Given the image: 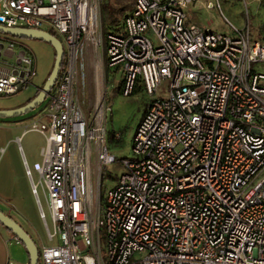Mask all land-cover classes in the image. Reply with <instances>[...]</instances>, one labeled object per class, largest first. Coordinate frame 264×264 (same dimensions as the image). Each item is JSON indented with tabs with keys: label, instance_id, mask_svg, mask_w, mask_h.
Returning a JSON list of instances; mask_svg holds the SVG:
<instances>
[{
	"label": "built area",
	"instance_id": "obj_1",
	"mask_svg": "<svg viewBox=\"0 0 264 264\" xmlns=\"http://www.w3.org/2000/svg\"><path fill=\"white\" fill-rule=\"evenodd\" d=\"M193 1L135 0L106 35L121 93L150 97L132 156L102 194L105 167L117 161L107 108L89 122L77 95L86 41L103 42L101 0H0V25L47 30L65 50L30 122L46 136L42 159H24L51 242L39 246V264H264V35L191 23ZM35 75L17 36L0 35V96Z\"/></svg>",
	"mask_w": 264,
	"mask_h": 264
},
{
	"label": "rangeland",
	"instance_id": "obj_2",
	"mask_svg": "<svg viewBox=\"0 0 264 264\" xmlns=\"http://www.w3.org/2000/svg\"><path fill=\"white\" fill-rule=\"evenodd\" d=\"M135 0H101L100 2V22L103 32V42L100 45L91 41H86L84 53L80 56V62L84 64L83 72L79 77L77 95L81 106L86 115L87 121L91 122L98 108L106 106V128L107 146L116 157L115 163L108 164L106 174L103 178L104 185L101 188L102 194H106L108 189L115 183V177L123 170L122 161L132 156L133 137L138 124L143 116L145 106L150 97L144 91L137 90L130 96H124L120 91V81L122 73L120 71H110L105 53L106 35L109 25H113V17L118 22L132 9ZM191 23L205 25L213 30L232 31L229 21L239 29L246 25L254 38L263 39L264 35V0H194L188 8ZM113 16V17H112ZM6 39H11L12 35L0 32ZM20 42L25 44L34 55V67L36 75L32 83L18 94L10 96H0V109L15 108L27 102L34 96L37 88L42 86L49 77L55 62L56 56L54 47L47 41L37 38L17 37ZM13 61V58L7 60ZM6 62V61H5ZM84 73V75H83ZM105 78V81L104 79ZM168 86L164 85L161 89L166 91ZM36 109L19 116L0 118L4 121L12 122L16 118L24 116L25 130L28 131L24 136V144L31 156H38L41 161V150L46 144V136L40 131L31 130L30 120ZM99 171L97 168V158L93 156V175L92 188L93 197L97 199L99 193ZM28 178V177H27ZM38 180V175L35 173ZM29 182V179H28ZM26 188L30 189V194H25ZM19 190L24 196H29L28 204H33L38 210L36 199L31 191V185L27 186L24 180H20ZM41 198L47 217L50 214L46 206V197L41 190ZM96 203V201H95ZM8 209L15 217L22 218L33 228L38 246L43 243H51L44 221L38 216L33 217L29 210L17 208L9 200H6ZM52 228V227H51ZM26 261L29 260L27 254Z\"/></svg>",
	"mask_w": 264,
	"mask_h": 264
},
{
	"label": "crops",
	"instance_id": "obj_3",
	"mask_svg": "<svg viewBox=\"0 0 264 264\" xmlns=\"http://www.w3.org/2000/svg\"><path fill=\"white\" fill-rule=\"evenodd\" d=\"M23 45L34 58L33 52L25 44ZM54 55L56 56V53ZM42 86L38 87L35 95L29 99L35 97ZM30 117L33 119L34 113ZM24 119V116L16 118L12 122L0 119V208L9 212L8 205L6 204V200H9L17 208L29 210L35 218L38 216V210L34 206V203L28 204L29 196H24V193L19 190L20 180H24L27 186L30 182H28L29 178H27L25 173L24 159L30 165L38 162L39 159L38 156H31L27 150V145L24 144V136L28 132L24 131L25 124H27ZM29 190V188H26L25 194L29 195ZM15 218L36 240L33 228L28 222L21 217L18 218L16 216ZM27 254L28 251L24 244L9 229L0 224V264H29L30 257L27 261L25 258Z\"/></svg>",
	"mask_w": 264,
	"mask_h": 264
},
{
	"label": "water",
	"instance_id": "obj_4",
	"mask_svg": "<svg viewBox=\"0 0 264 264\" xmlns=\"http://www.w3.org/2000/svg\"><path fill=\"white\" fill-rule=\"evenodd\" d=\"M0 31L11 34L17 37H28V38H37L49 42L55 49L56 58L54 62L53 69L47 78L44 85L40 88L38 94L33 97L30 101L25 104L8 109H0V118L1 117H14L19 115H24L38 106H40L46 96L49 94L51 89H53L55 83L58 80L59 72L61 70L63 61H64V46L62 41L58 36L49 32L47 30H42L38 28H27V27H6L0 25ZM2 47V45H1ZM0 224L5 226L7 229L12 231L15 236L24 244L26 247L29 257V264H39L40 260V251L39 246L33 236L19 223L14 217L7 214L0 208Z\"/></svg>",
	"mask_w": 264,
	"mask_h": 264
},
{
	"label": "trees",
	"instance_id": "obj_5",
	"mask_svg": "<svg viewBox=\"0 0 264 264\" xmlns=\"http://www.w3.org/2000/svg\"><path fill=\"white\" fill-rule=\"evenodd\" d=\"M113 17V16H112ZM122 21V19L118 22V19L116 18V17H113V19L111 20V23H113V25H109V30H108V32L110 31V29H113V28H115L117 25H119L120 24V22ZM140 91H142V90H140ZM32 99V98H31ZM31 99H29L28 101H30ZM4 211V210H3ZM4 212H6V211H4ZM7 214H9V215H11L12 217H14V215L13 214H11V212L9 211V212H6ZM15 218V217H14ZM16 219V218H15ZM12 232V231H11ZM13 233V232H12ZM14 234V233H13ZM34 238V237H33ZM36 241V240H35ZM37 242V241H36Z\"/></svg>",
	"mask_w": 264,
	"mask_h": 264
}]
</instances>
